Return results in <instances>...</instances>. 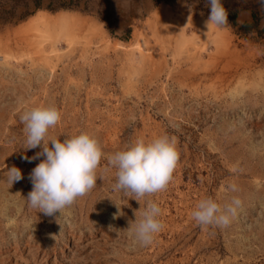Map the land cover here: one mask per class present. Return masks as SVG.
<instances>
[{
	"label": "rangeland",
	"instance_id": "374dc122",
	"mask_svg": "<svg viewBox=\"0 0 264 264\" xmlns=\"http://www.w3.org/2000/svg\"><path fill=\"white\" fill-rule=\"evenodd\" d=\"M19 1L0 0L17 14H0V264H264L260 0H222L246 20L210 29L207 0H58L73 2L58 10L43 0L23 19L35 7ZM38 106L61 111L49 138L88 132L105 154L96 187L51 217L26 199L44 157L25 159L41 147L27 149L20 117ZM164 134L180 151L166 190L140 203L114 190L108 157ZM12 166L24 179L11 185ZM233 197L243 208L226 228L191 215L202 199L223 207ZM149 200L164 228L140 246L129 222Z\"/></svg>",
	"mask_w": 264,
	"mask_h": 264
},
{
	"label": "clouds",
	"instance_id": "9594fccd",
	"mask_svg": "<svg viewBox=\"0 0 264 264\" xmlns=\"http://www.w3.org/2000/svg\"><path fill=\"white\" fill-rule=\"evenodd\" d=\"M260 2L264 6V0ZM207 3L210 14L205 26L208 29L212 26L226 27L229 13L222 0H207ZM61 118V111L55 106L34 107L20 117L25 126L27 149L41 147V151L25 159L31 163L44 157L29 173L33 187L26 199L30 207L50 217L57 212L62 214L66 207L96 187L97 179H102L98 177L97 169L105 155L99 140L88 132L67 137L63 141L49 138V130ZM179 160L180 151L175 135L164 134L150 141L139 138L126 146V150L108 157L110 168L117 170V182L113 188L133 196L140 203L145 196L166 190L173 180ZM5 175L11 185L24 179L22 171L16 166L8 168ZM229 188L233 192L238 191L235 184L229 185ZM242 208L243 202L238 197H233L223 207L212 198H206L199 201L191 215L201 227L226 228ZM161 214L160 206L149 200L141 216L129 222L128 230L134 244L148 246L153 243L155 235L164 228Z\"/></svg>",
	"mask_w": 264,
	"mask_h": 264
},
{
	"label": "trees",
	"instance_id": "16d2710c",
	"mask_svg": "<svg viewBox=\"0 0 264 264\" xmlns=\"http://www.w3.org/2000/svg\"><path fill=\"white\" fill-rule=\"evenodd\" d=\"M50 1L51 2L48 5V8L51 9V10L71 8V5L73 3L72 1L70 3H67V2H56L58 0H50ZM31 3L34 5L35 10L33 12H29V10H27L24 14H22L20 16V19H23V18H26V17H28L30 15H33L36 10H38V9H40L42 7L43 0H25V1L22 0V1H19V2H16L15 3V5L20 4V5H23L24 7H27V8L30 7V4ZM224 6L228 10V13H229L228 18L230 19L231 23L233 25H235L239 11L238 10H235L233 12V10H230L225 4H224ZM0 14L1 15H8L10 17H14L15 15H17L16 14L15 7H14V9L9 10V11L8 10H5V9L4 10L2 9V10H0ZM257 20L258 19H257L256 15H254V22H255L254 25H256Z\"/></svg>",
	"mask_w": 264,
	"mask_h": 264
},
{
	"label": "crops",
	"instance_id": "0c3cea01",
	"mask_svg": "<svg viewBox=\"0 0 264 264\" xmlns=\"http://www.w3.org/2000/svg\"><path fill=\"white\" fill-rule=\"evenodd\" d=\"M238 16H239V19L241 18V20H246V16L244 13L240 12Z\"/></svg>",
	"mask_w": 264,
	"mask_h": 264
}]
</instances>
